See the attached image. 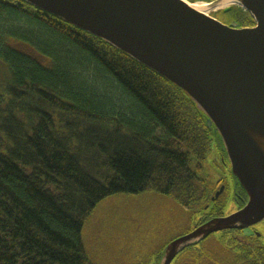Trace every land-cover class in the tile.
Listing matches in <instances>:
<instances>
[{"label":"trees","instance_id":"trees-1","mask_svg":"<svg viewBox=\"0 0 264 264\" xmlns=\"http://www.w3.org/2000/svg\"><path fill=\"white\" fill-rule=\"evenodd\" d=\"M241 11L220 15L254 25ZM0 60V264H95L82 232L110 195L156 192L198 224L222 215L199 175L217 135L174 84L22 0H0Z\"/></svg>","mask_w":264,"mask_h":264},{"label":"water","instance_id":"water-1","mask_svg":"<svg viewBox=\"0 0 264 264\" xmlns=\"http://www.w3.org/2000/svg\"><path fill=\"white\" fill-rule=\"evenodd\" d=\"M22 1L155 71L184 91L214 129L247 200L233 213L211 217L174 237L159 264H170L212 233L247 228L264 218V0H236L249 12L252 26L222 22L187 0Z\"/></svg>","mask_w":264,"mask_h":264},{"label":"rangeland","instance_id":"rangeland-1","mask_svg":"<svg viewBox=\"0 0 264 264\" xmlns=\"http://www.w3.org/2000/svg\"><path fill=\"white\" fill-rule=\"evenodd\" d=\"M199 1L211 3L208 14L225 22L220 11L226 7H215L219 0ZM231 6L238 7L241 13H249L238 2ZM5 69L0 60V78L4 76ZM0 95H3L1 89ZM222 153L216 137L212 135L210 148L199 172L209 189H216L218 181H224L230 187L233 185L228 159ZM220 196L223 198L224 194ZM197 210L195 207L194 211ZM234 211L236 204L228 201L224 215ZM200 214L184 210L171 197L156 192L110 195L102 199L88 216L82 232L83 243L95 264H155L154 256L159 255L174 237L195 228ZM256 226L264 236V218ZM220 237L219 233H212L203 239L198 244L206 253H196L192 249L186 251V258L180 264H187L186 259L191 254L193 258L190 264H197L196 254L204 256L216 253L224 257L227 246L225 239H218ZM207 261L200 264H208ZM209 264H213V261Z\"/></svg>","mask_w":264,"mask_h":264},{"label":"flooded vegetation","instance_id":"flooded-vegetation-1","mask_svg":"<svg viewBox=\"0 0 264 264\" xmlns=\"http://www.w3.org/2000/svg\"><path fill=\"white\" fill-rule=\"evenodd\" d=\"M228 23H231V21H228ZM218 183L219 184L214 191L212 201L214 198H218L220 195L224 194V197L221 198V200H223L222 204H224L222 206V215H224V209L228 201H232L236 204V210L244 206L247 199L246 195L240 190L239 184H237L234 179L232 187H230L228 183L224 181H218ZM221 187H223L222 191L217 197H215V193ZM256 224L243 229H226L219 232H215L219 233L221 236L218 239H225L224 244H226L227 246V250L225 253L226 255L222 258L216 255V253H214L213 255H211L212 253L209 255H204L208 257L207 263L209 264L210 261H213V264H264V236L263 233L256 228ZM199 244L197 243L195 246H193V248L186 247L187 249L185 248L183 253L191 249L194 250L196 253H200L202 249L200 248L201 246ZM163 250L161 251L162 255L157 261V264H159L160 259L163 256ZM202 253L204 254L206 252L202 251ZM181 255L179 256L177 254L170 264H180L181 261L186 258V256H184L186 254H184L183 257ZM201 255L202 254H199L197 264H200L202 262V260H200ZM156 256L157 255L154 256L155 263ZM228 259L229 261L227 262ZM233 259H235V261H233Z\"/></svg>","mask_w":264,"mask_h":264},{"label":"bare ground","instance_id":"bare-ground-1","mask_svg":"<svg viewBox=\"0 0 264 264\" xmlns=\"http://www.w3.org/2000/svg\"><path fill=\"white\" fill-rule=\"evenodd\" d=\"M235 2H237L236 0H219L218 3H216L215 7H228L231 6L232 4H234ZM191 7H193L194 9H196L197 11H200L202 13L208 14V10L209 7L211 6V3H206L203 1H195V2H189ZM247 198V197H246ZM247 200V199H246Z\"/></svg>","mask_w":264,"mask_h":264}]
</instances>
